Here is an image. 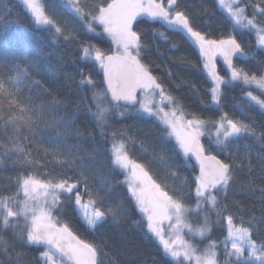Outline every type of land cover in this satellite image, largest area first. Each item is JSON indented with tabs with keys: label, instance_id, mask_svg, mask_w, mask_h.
Returning <instances> with one entry per match:
<instances>
[{
	"label": "snow or ice",
	"instance_id": "obj_1",
	"mask_svg": "<svg viewBox=\"0 0 264 264\" xmlns=\"http://www.w3.org/2000/svg\"><path fill=\"white\" fill-rule=\"evenodd\" d=\"M24 2L36 23L52 28L57 39L79 42L83 55L92 57L104 70V89H97L96 82L90 75H82L80 84L90 85L95 89L92 98L96 111L92 112L91 106H88L89 114L100 122L101 135L112 137L110 148L100 151V155L107 151L109 163L113 168L123 169L130 174L126 176L125 181L119 183L127 184L134 207L143 214L140 220H133L132 223L137 227L143 226V232L149 238L158 239L164 252L176 264L193 260L195 264H224L219 258L218 249H221V246L229 264L232 257H235L237 264H247L253 259L264 264V240L258 242L253 239L256 218L245 221L242 217H236L239 221L236 223L232 214L224 215L228 212L224 200L227 198L230 183L234 181L233 173L240 166L236 163L239 159L238 153L229 151L233 146L232 142L251 135L264 144V132L257 133L252 125L233 119L226 112L215 121L186 113L183 102L166 90L159 78L153 75L150 66L143 62L142 57L148 46L142 39L144 34L137 30V18L147 15L153 20H159L169 30L179 32L195 43L203 58L199 67L206 72L213 84L210 89V103L221 110L223 98L226 96L224 89L232 87L237 81L255 86L264 95V70L258 76L233 64L236 54L248 55L236 37L229 35L226 39L210 38L209 33L200 30L198 18L186 7H182L181 0H110L106 4H89L87 0ZM239 3L240 0H218V5L225 9L234 21V27L254 28L259 44L264 46V24L256 19L255 14L264 16V7L256 4L253 15L249 17L246 15V9L238 6ZM260 3L264 4V0H260ZM53 5L70 9L71 14L84 22L89 31H94L92 24L98 23L103 31L111 36L116 51L106 55L97 46L80 41L74 27L70 28L66 22L55 18L57 11ZM159 35L165 40L168 39L163 32ZM171 47L177 48L178 45L172 43ZM217 53L227 62L230 70L227 78L221 76L216 68ZM181 59L186 60L185 57ZM12 73L16 75L13 76ZM28 78L30 73L26 67L0 62V139L7 141L0 143V171L6 170L7 167L17 169L15 177L7 178L16 185L17 191L10 195L0 194V220L4 229L13 230L11 243L0 234V250L9 257V264H27L31 254L23 249L40 244L47 245L48 250L39 253L35 258H42L44 264H102L99 257L103 255V249L81 240L66 222H61L53 216L52 210L60 211L63 206L60 196L69 194V199L74 200V206L82 218L94 229L109 219L124 222L129 209L123 203L108 202L107 197L112 192L111 181L102 178V190H93L92 180L83 170L82 157L74 154V148L78 151L79 146H66L65 153H49L39 147L33 152L32 142L24 132H31L37 121L46 125H55L66 120L68 124L74 123L68 120L67 113L58 118L52 111L61 106L65 109L72 108L74 102L67 98H54L50 102V109L46 110L48 105L44 102L36 104L31 96L22 97L19 85L23 79ZM138 89L146 94L143 100L137 99ZM45 91L48 95H53L48 90ZM245 95L264 110V98L254 95L251 91ZM165 105L171 107L165 110ZM121 108L134 109L136 112L145 113L148 118L157 120L163 136L175 137L177 144L174 150L178 148L185 155L194 154L199 160L200 175L194 181L197 200L195 209L188 207L182 199L170 195L169 191L165 190L167 185L158 183L150 174V165L134 160L130 153L139 148L142 153L152 155L155 160L164 164L170 177L180 179L174 171V165L167 163L164 154L150 153L143 140L129 135L127 131H104L105 126L111 127L107 118L110 113L118 112L121 117L125 115L124 111H119ZM72 110L77 111L78 106ZM189 115L191 119L187 118ZM209 125L215 130L209 133V147L226 154V160L219 159L217 155H205L206 149L201 143V137L205 135L204 129ZM62 135L68 137L67 127ZM74 135L81 138L79 132ZM41 151L45 158L43 163L35 158ZM96 151L97 149L93 148V152ZM48 155L53 157L52 163L60 166V174L40 171L48 168ZM245 155H254L260 171L264 173V152L252 154L250 148L245 146ZM90 159L99 163L95 156ZM257 165H253L251 159L247 160L249 171ZM101 171L102 166L96 169L97 174ZM68 172L72 175H68ZM249 183L251 186L252 182ZM81 188L88 197L86 202H82ZM21 192L24 195L23 200L18 199ZM215 192H219L220 196L214 194ZM201 202L210 204L216 213V222L225 225L226 235L219 243L210 238L213 224L216 222L210 221L207 215L203 218L204 222L197 226L186 220L187 215L201 209ZM21 219L23 225L19 223ZM165 222H168L170 229L167 233L164 230ZM184 229L194 237L207 238V245L201 249L185 240L181 234ZM166 235L168 239H165ZM0 264H4V261H0Z\"/></svg>",
	"mask_w": 264,
	"mask_h": 264
},
{
	"label": "trees",
	"instance_id": "obj_2",
	"mask_svg": "<svg viewBox=\"0 0 264 264\" xmlns=\"http://www.w3.org/2000/svg\"><path fill=\"white\" fill-rule=\"evenodd\" d=\"M87 2L106 4L110 0H87ZM256 4L264 7L260 0H240L239 3L240 7L246 9V15L249 17L253 15ZM181 5L198 18L200 30L209 33L210 38L226 39L229 35H234L248 55L236 54L233 57V64L258 76L262 74L264 46L259 44L254 28L234 27V21L218 5V0H181ZM53 6L57 11L55 18L66 22L70 28L74 27L80 41L97 46L105 54L114 52L113 43L107 35L98 31H89L84 22L71 14L70 9L59 5ZM255 14L256 19L264 24V16ZM0 17H2L0 18V62L20 64L30 73V78L23 79L19 85L22 97L31 96L36 104L44 102L48 105L46 110L50 109V102L54 98H67L74 102L72 108L78 106L75 112L72 108L65 109L62 106L58 110H52L58 118L64 117L67 113L68 120L74 121L72 124H68L67 120L55 125L51 123L46 125L37 121L31 132H24V135L29 136L32 142L33 152L35 153V149L39 147L49 153L57 151L65 153L66 146H79L78 151L74 148V154L82 157L83 170L89 174L93 190H102V178L111 181L112 192L107 197L108 202H120L129 209L124 222L109 219L93 229L87 225L75 208L74 200L69 199V194H62L60 201L63 206L60 211L53 209V216L61 222H66L81 240L101 247L103 255L99 259L102 264H176L164 252L162 245L155 237L149 238L144 234L143 226L137 227L132 223L133 220H140L143 214L134 207V200L130 196L127 184L119 183L125 181L127 174L121 169L113 168L109 163L107 151H104V155H100V151L110 148L112 137L102 136L100 122L89 114L88 106H91L92 112L96 111L92 98L95 89L90 85L80 84L82 75H90L96 82L97 89L105 88L98 62L83 55L79 42L57 39L53 35L52 28L38 25L21 0H0ZM137 19L139 21L137 30L144 34L142 39L148 46L142 57L143 62L150 66L153 75L159 78L166 90L183 102L186 113H193L204 120L215 121L223 112H226L229 117L252 125L257 133L264 132V110L245 95L246 92L251 91L254 95L264 98L255 86L235 82L232 87L224 89L226 96L223 98V107L222 110L218 109L210 103L212 82L206 72L199 67L202 57L195 43L181 33L169 30L159 20L147 17ZM94 25L100 28L97 23ZM160 32H163L168 39L161 37ZM172 43H176L178 47L172 48ZM181 57H185L186 60H182ZM217 65L219 74L227 78L230 75L228 67L222 62ZM45 90L53 95H48ZM145 95L141 93L140 98ZM168 107L171 106L165 105V110ZM119 111H124L125 115L121 117L118 112L110 113L107 118L111 127L105 126L104 131H127L129 135L143 140L150 153L164 154L167 163L174 165V171L178 173L180 179L170 177L164 164L155 160L152 155L142 153L139 148H135L130 153L134 160L150 165L151 175L158 183L167 185L166 191L193 206L196 186L194 181L198 177L193 158L189 154L185 155L178 148L174 150L177 141L171 136H163L161 125L154 118H148L145 113L136 112L134 109L121 108ZM187 118L192 117L189 115ZM66 127L69 133L67 138L62 135ZM214 131L209 125L204 130L205 135L201 137V143L204 144L208 154L217 155L219 159L226 160V154H221L215 148L209 147V133ZM76 132L81 134V138L75 137ZM58 133L61 135H57ZM0 143H7V141L0 139ZM22 143L25 142L22 141ZM232 145L229 151L238 153L239 159L236 163L240 166L233 173L234 181L230 183L227 198L224 200L228 206V212L224 215L232 214L236 223H239L236 217H242L245 221L255 217L256 228L253 239L259 242L264 240V199H262L264 173L260 171L254 155H245V146H248L250 152L255 154L264 152V144L248 135L234 140ZM93 148L97 151L93 152ZM91 156H95L99 163L91 160ZM35 158L40 159L42 163L45 162L43 151L35 155ZM249 159L252 160L253 165H257L251 171L247 168ZM46 160L49 162L48 168L40 171H52L54 175L60 174L61 168L52 163L53 157L48 155ZM101 166L102 171L97 174L96 169ZM67 174L72 175L71 172ZM16 175V168L7 167L6 170L0 171V194L10 195L17 191L16 185L7 179ZM215 194L220 196L219 192ZM81 195L82 202H86L88 197L84 195L82 188ZM20 197L21 193L18 199ZM210 212V221L216 222V213ZM245 226L249 225L245 224ZM225 231L224 223L216 222L213 224L210 238L219 243L226 235ZM0 234L10 243L12 242L13 230L4 229L2 220H0ZM202 242L206 243L208 239L205 238ZM47 249L43 244L30 245L23 249L31 254L27 264H43L41 259L37 260L35 257ZM218 251L220 260L224 264H229L222 252V246ZM0 261L9 264V257L4 255L2 250H0ZM185 264L188 263L185 262ZM230 264H237L234 257L231 258ZM247 264L256 263L248 261Z\"/></svg>",
	"mask_w": 264,
	"mask_h": 264
},
{
	"label": "rangeland",
	"instance_id": "obj_3",
	"mask_svg": "<svg viewBox=\"0 0 264 264\" xmlns=\"http://www.w3.org/2000/svg\"><path fill=\"white\" fill-rule=\"evenodd\" d=\"M23 3H24V5H25V8H26V10L32 15V13H31V11L29 10V8H28V5L24 2V0H21ZM239 7H240V5H238ZM223 9V8H222ZM225 10V9H224ZM226 11V10H225ZM227 12V11H226ZM33 17V16H32ZM140 17H147V18H150V19H152L151 17H149V16H147V15H143V16H140ZM34 18V17H33ZM139 18V17H138ZM94 24H96V23H94ZM94 24H92V28L94 29V31H92V32H101V33H104L105 35H107L110 39H111V41H112V38H111V36L108 34V33H106V32H104L103 31V28H102V26H100L98 23V25L100 26V28H98L96 25H94ZM38 25H41V24H38ZM112 43H113V51L115 52L116 51V45H115V43L112 41ZM236 56V55H235ZM201 57H202V55H201ZM88 58H90V59H93L92 57H88ZM202 60H203V58H202ZM222 63H224L227 67H228V65H227V62L225 61V59H224V57L220 54V53H217L216 54V56H215V64H216V68H218V65L217 64H220L221 62ZM228 70H229V68H228ZM219 72V71H218ZM212 87H213V84H212ZM144 99V97H142V98H140V100H143ZM137 107H139V105H137ZM135 111V110H134ZM143 113V112H142ZM189 119H191V118H189ZM205 130V129H204ZM171 137H173L174 139H175V137L174 136H171ZM176 140V139H175ZM190 155V154H189ZM121 170H123V169H121ZM126 174H127V176H130V174L129 173H127L125 170H123ZM151 174V173H150ZM154 178V177H153ZM155 179V178H154ZM170 195H172L171 193H169ZM215 194V193H214ZM174 197H176V198H179V197H177V196H175V195H173ZM24 199V195H23V193L21 192V197L19 198V200H23ZM180 199H182V198H180ZM183 200V199H182ZM184 201V200H183ZM185 202V201H184ZM194 205L192 206V205H190L189 203H187V202H185V204L188 206V207H190V208H192V209H195V207H196V203H197V200H196V197L194 198ZM15 210V209H14ZM53 211V210H52ZM210 211H213V209H212V206L210 205V204H206V203H204V202H201V209L200 210H198V211H196V212H193V213H191V214H189V215H187V217H186V220H187V222H190V223H192L193 224V226H197L198 224H202L204 221H203V218H204V216L205 215H207L208 216V218H209V220H210V215H211V212ZM19 223L21 224V225H23V219H21L20 221H19ZM173 223H174V221H173ZM226 223V222H225ZM167 224H168V222H165V224H164V230H165V232L167 233V232H169L170 231V229L168 228V226H167ZM226 232V231H225ZM182 235H183V237H184V239L185 240H188V241H190V242H192V243H194L198 248H201V249H203L206 245H207V243L208 242H202V240L203 239H205V238H201V237H194V236H192L189 232H188V230L187 229H184L183 230V232L181 233ZM169 237L166 235L165 236V239H168ZM223 240V239H222ZM221 240V241H222ZM157 241L160 243V241L157 239ZM217 243H218V241H217ZM161 244V243H160ZM162 245V244H161ZM163 247V246H162ZM48 250V249H47ZM47 250H45V251H47ZM44 252V251H43ZM219 252V251H218ZM246 255H247V252L245 253ZM58 256V255H57ZM235 258V257H234ZM41 260H42V263L44 264V260L41 258ZM249 262H253V263H256V264H260V262L259 261H256V260H252V261H249ZM188 264H195V261L193 260V261H190V262H187Z\"/></svg>",
	"mask_w": 264,
	"mask_h": 264
},
{
	"label": "water",
	"instance_id": "obj_4",
	"mask_svg": "<svg viewBox=\"0 0 264 264\" xmlns=\"http://www.w3.org/2000/svg\"><path fill=\"white\" fill-rule=\"evenodd\" d=\"M114 53V52H113ZM112 53L106 54V55H111ZM101 73H102V77H103V83H104V87H106V80L104 77V70L101 68ZM141 93H144L142 91H140L139 89L137 90V99L139 100V95ZM145 94V93H144ZM205 155H209L208 153L205 152ZM213 155V154H212ZM194 162H195V168L197 170L198 176L200 175V163L199 160L196 158V156L194 155ZM45 247H47V245L43 244ZM54 251V250H53ZM58 255V254H57Z\"/></svg>",
	"mask_w": 264,
	"mask_h": 264
},
{
	"label": "flooded vegetation",
	"instance_id": "obj_5",
	"mask_svg": "<svg viewBox=\"0 0 264 264\" xmlns=\"http://www.w3.org/2000/svg\"><path fill=\"white\" fill-rule=\"evenodd\" d=\"M190 157H192V158H193V154H190ZM193 161H194V159H193Z\"/></svg>",
	"mask_w": 264,
	"mask_h": 264
}]
</instances>
